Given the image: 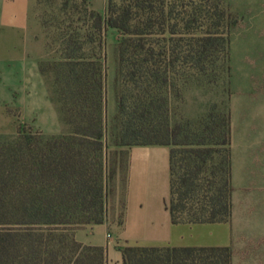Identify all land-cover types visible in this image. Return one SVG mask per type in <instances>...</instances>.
Wrapping results in <instances>:
<instances>
[{
	"label": "trees",
	"instance_id": "1",
	"mask_svg": "<svg viewBox=\"0 0 264 264\" xmlns=\"http://www.w3.org/2000/svg\"><path fill=\"white\" fill-rule=\"evenodd\" d=\"M225 2L198 0L181 6L173 18L174 7L165 0H107L104 17L88 12L90 32L77 33L75 39L63 36L54 74L71 104L64 114L73 133L45 139L20 131L0 142V264H105L101 248L77 243L72 233L101 223L113 175L104 163V130L95 106L102 95L99 52L106 29L122 36L115 47L116 144L169 147L165 207L173 224L229 221L233 187L228 110L148 128L144 121L133 124L125 118L127 101L118 87L123 79L139 84L133 109L149 117L155 112L153 88L166 86V75L177 62L195 75L208 76L206 66L214 52L228 57ZM194 25L199 32L189 34ZM156 34L164 36L157 42ZM122 254L123 264H232L229 248L125 247Z\"/></svg>",
	"mask_w": 264,
	"mask_h": 264
},
{
	"label": "rangeland",
	"instance_id": "2",
	"mask_svg": "<svg viewBox=\"0 0 264 264\" xmlns=\"http://www.w3.org/2000/svg\"><path fill=\"white\" fill-rule=\"evenodd\" d=\"M218 0H202V3ZM229 28L228 57L214 52L206 66L208 76L193 74L188 67L177 62L174 72H167V84L153 88L156 98L154 114L142 116L140 109H133V99L139 84L123 79L118 84L127 101L126 117L133 124L143 121L146 126L159 127L168 123L185 124L196 121L208 113L214 116L227 109L232 134L231 154L234 178L239 183L253 187L264 185V0H225ZM177 11L198 3V0H165ZM35 11L41 31L30 32L37 42L26 49L23 63H11V53L23 52L22 48L5 47V32L0 28V142L12 140L18 132L50 139L66 137L73 133L66 120L65 110L71 106L57 84L54 64L61 59L60 47L63 36L91 31L92 20L88 1L82 0H35ZM107 6V5H106ZM171 6V5H170ZM100 14L101 16H105ZM199 30L194 25L189 34ZM164 35L156 34L161 40ZM121 34L106 29L101 34L100 64L102 70V95L95 104L102 127L104 163L107 171L117 151L114 136L120 125L116 114V51ZM168 37V35H167ZM38 41V40H37ZM161 43V41H160ZM181 44H185L182 43ZM37 54L39 56H37ZM44 73L40 72V68ZM207 75V74H205ZM94 106V107H95ZM94 109V108H93ZM134 140L133 137L126 138ZM111 183V180H109ZM241 264H263L264 256H245Z\"/></svg>",
	"mask_w": 264,
	"mask_h": 264
},
{
	"label": "crops",
	"instance_id": "3",
	"mask_svg": "<svg viewBox=\"0 0 264 264\" xmlns=\"http://www.w3.org/2000/svg\"><path fill=\"white\" fill-rule=\"evenodd\" d=\"M87 1L92 11L104 14L107 0ZM35 5V0H0L5 47L23 49L21 54L11 53V63H23L33 42L43 47V41L30 34L41 31ZM114 150L103 220L72 233L77 243L101 248L105 264H123L125 247L229 248L232 264L243 263L245 256H264V185L239 183L238 176L234 178L233 158L229 221L173 224L165 207L170 190L169 147L139 145Z\"/></svg>",
	"mask_w": 264,
	"mask_h": 264
}]
</instances>
